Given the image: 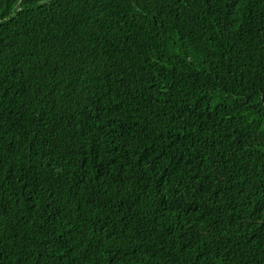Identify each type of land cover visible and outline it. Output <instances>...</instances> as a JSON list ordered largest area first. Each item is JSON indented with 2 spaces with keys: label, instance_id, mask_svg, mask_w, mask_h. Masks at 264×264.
<instances>
[{
  "label": "trees",
  "instance_id": "1",
  "mask_svg": "<svg viewBox=\"0 0 264 264\" xmlns=\"http://www.w3.org/2000/svg\"><path fill=\"white\" fill-rule=\"evenodd\" d=\"M0 264H264V0H0Z\"/></svg>",
  "mask_w": 264,
  "mask_h": 264
}]
</instances>
